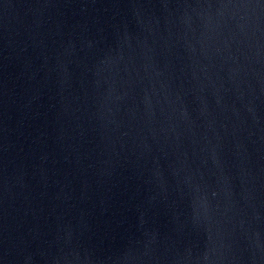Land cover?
<instances>
[{"label":"water","instance_id":"obj_1","mask_svg":"<svg viewBox=\"0 0 264 264\" xmlns=\"http://www.w3.org/2000/svg\"><path fill=\"white\" fill-rule=\"evenodd\" d=\"M0 264H264V0H0Z\"/></svg>","mask_w":264,"mask_h":264}]
</instances>
